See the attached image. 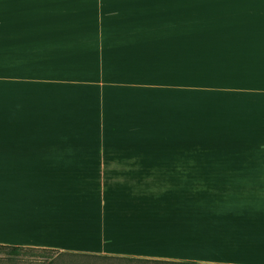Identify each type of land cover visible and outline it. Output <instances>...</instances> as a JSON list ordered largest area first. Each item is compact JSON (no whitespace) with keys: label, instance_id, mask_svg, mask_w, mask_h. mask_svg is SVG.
I'll return each mask as SVG.
<instances>
[{"label":"rangeland","instance_id":"1","mask_svg":"<svg viewBox=\"0 0 264 264\" xmlns=\"http://www.w3.org/2000/svg\"><path fill=\"white\" fill-rule=\"evenodd\" d=\"M3 52L14 56L10 70L41 64L47 73L56 67L57 76L73 79L68 83L95 77L97 83L108 84L190 85L192 105L212 106L208 116L217 112L213 107L230 103L238 105L234 112L239 118L245 117L240 115L245 111L264 113V0H0ZM36 55L41 60H32ZM23 56L32 59L25 62ZM144 121L140 132L105 142V147L216 149L226 155L212 158L214 164L225 160L224 164L264 165V120H188L186 125L183 120ZM136 175H104L101 188L85 189L89 195L78 199L89 203L42 207L50 218L62 221L58 228L37 220L32 212L15 214L25 220L12 222V228L2 219L0 244L34 250L5 257L6 249H0V264H159L106 263L57 251L198 258V239L183 242L181 238L185 224L198 222L183 221V215L198 218L200 213L226 212L253 217L240 223L264 229L262 183L225 187L221 190L233 187L239 192L215 197L214 185L199 183L191 174ZM184 176L189 179L184 181ZM245 189H249L246 196ZM29 215L34 220L27 221ZM135 215L158 220H144V225L155 227L141 236L118 235L121 221L117 219ZM170 217L176 221H169ZM167 225L175 231H168ZM202 249L208 251L206 246ZM226 261L200 263L264 264V252L239 251Z\"/></svg>","mask_w":264,"mask_h":264},{"label":"crops","instance_id":"2","mask_svg":"<svg viewBox=\"0 0 264 264\" xmlns=\"http://www.w3.org/2000/svg\"><path fill=\"white\" fill-rule=\"evenodd\" d=\"M10 59L14 60L10 53L0 54V222L4 220L11 228L12 222L25 220L15 218V214L33 213L37 220L49 222L52 227L62 223L40 209L55 204L89 203L78 199L89 195L85 189L95 185L101 188L99 181L106 174H191L190 178L199 183L214 185L211 192L215 197L221 193L235 196L239 192L233 187L221 190L225 187L241 184L249 188L254 183L264 184V165L224 164L225 160L212 163L216 160L212 158L226 155L221 150L105 147V142L140 132L144 120H183L186 125L188 120H264V113L253 115L245 111V115L240 114L245 117L239 118L234 112L238 105L230 103L213 107L217 112L208 116L206 111L212 106L206 102L192 105L190 85L108 84L102 80L97 83L95 77L83 80L85 83H68L73 79L57 76L56 67L48 73L41 64L10 70ZM21 59L29 62L32 58ZM32 60L41 58L36 55ZM96 142L101 147H95ZM248 190L243 191L244 196ZM245 218L229 216L226 212L200 213L198 218L183 215V221L198 224L182 226V241L195 237L201 253L198 258L172 259L225 263L239 251L264 252V229L259 231L241 224V221L255 220ZM28 219L34 220V217L29 215ZM117 220L121 221L118 235L131 237L153 230L155 224L142 222L158 218L135 215ZM168 220L176 221V218ZM57 225L56 228L60 226ZM194 226L198 228L197 233H190L189 228ZM167 230L175 231L170 225ZM122 254L153 256L141 252Z\"/></svg>","mask_w":264,"mask_h":264},{"label":"trees","instance_id":"3","mask_svg":"<svg viewBox=\"0 0 264 264\" xmlns=\"http://www.w3.org/2000/svg\"><path fill=\"white\" fill-rule=\"evenodd\" d=\"M0 249H6L5 254L9 256H17L20 253L24 252L25 250H34V248L31 247H22L18 245H4L0 244ZM39 249V248H37ZM41 250H50L52 249L48 248H40ZM57 251V250H55ZM59 255H65V256H74V257H86L91 258L95 260H100L102 262L107 261H122V262H151V263H159V264H207V263H200V262H194V261H178V260H163V259H149V258H140V257H132V256H117V255H106V254H92V253H86V252H70V251H57ZM50 259V258H49ZM48 259V260H49Z\"/></svg>","mask_w":264,"mask_h":264}]
</instances>
